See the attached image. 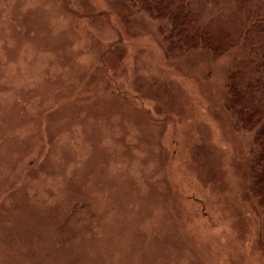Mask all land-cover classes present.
<instances>
[{"label":"rangeland","instance_id":"374dc122","mask_svg":"<svg viewBox=\"0 0 264 264\" xmlns=\"http://www.w3.org/2000/svg\"><path fill=\"white\" fill-rule=\"evenodd\" d=\"M184 1L0 0V264H264L259 125L228 105L264 41Z\"/></svg>","mask_w":264,"mask_h":264},{"label":"trees","instance_id":"16d2710c","mask_svg":"<svg viewBox=\"0 0 264 264\" xmlns=\"http://www.w3.org/2000/svg\"><path fill=\"white\" fill-rule=\"evenodd\" d=\"M139 1L142 2V0ZM213 1L219 3L221 0ZM234 2L240 7L242 13L244 12V14H246V18L248 19L247 25L251 22L250 36L256 37L258 39L257 43H262L264 41V0H240V2L236 0ZM159 3H157V5H162L163 9L170 10L175 8L174 10H176L178 7L182 9L179 12L180 17L176 21L177 25H179L178 20L182 19L183 14L185 18L188 17L184 12L186 8L184 0H164V2ZM179 3L180 6L178 5ZM252 29H254V34L251 33ZM247 32L248 31H245V34ZM184 40H187V37ZM233 42H230L229 46H226V44L221 46L216 45L214 42V47H212L205 43L203 38L200 43L204 48L207 47L208 50H213L216 54H223L225 46L228 49L232 46ZM187 45H190V41L187 42ZM239 59L235 60L236 70L233 69L231 81H229L228 93L230 96V103L228 105L232 110L234 107L236 110L241 111L242 117L247 124L256 123L259 125L257 132L259 151L252 164L250 180L252 190L256 196L260 197L261 207L264 208V44L256 46L255 55L253 57L248 59L245 58V60L242 59L241 61ZM255 106L257 108H255ZM250 107L251 112L249 110ZM261 227L264 228V221ZM263 230L259 236L264 244Z\"/></svg>","mask_w":264,"mask_h":264}]
</instances>
